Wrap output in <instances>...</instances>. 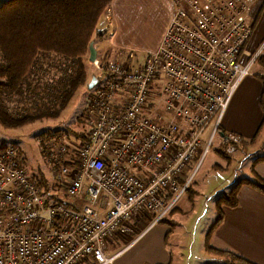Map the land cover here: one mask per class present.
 <instances>
[{"label":"built area","instance_id":"2783aa9c","mask_svg":"<svg viewBox=\"0 0 264 264\" xmlns=\"http://www.w3.org/2000/svg\"><path fill=\"white\" fill-rule=\"evenodd\" d=\"M172 1L153 54L141 62H92L100 75L87 96L83 141L69 156L66 145L47 149L61 155L52 173L56 190L46 193L28 174L15 145L0 148V264H113L188 187L190 164L208 151L233 93L262 56L264 38L243 56L258 0ZM138 225L143 229L130 235ZM116 239L125 245L108 255Z\"/></svg>","mask_w":264,"mask_h":264},{"label":"trees","instance_id":"16d2710c","mask_svg":"<svg viewBox=\"0 0 264 264\" xmlns=\"http://www.w3.org/2000/svg\"><path fill=\"white\" fill-rule=\"evenodd\" d=\"M112 0H0V125L7 129H16L41 119L58 116L75 91L86 83L84 61L90 42L98 33V23ZM51 55H57L59 64L50 65ZM260 56L259 59L264 60ZM88 60V59H87ZM263 62V61H262ZM50 67H53L51 74ZM59 72V77H58ZM50 76V81L42 77ZM262 82L261 106L264 116V75ZM23 97L36 101L25 110L12 112L5 98ZM25 101V100H23ZM264 127V117L253 137L255 139ZM217 132L227 137L219 124ZM84 137V136H83ZM223 137V138H224ZM253 139L251 142H253ZM243 139L240 141L243 144ZM237 148L235 143L223 141L214 148L217 154L229 162L227 146ZM47 151V150H46ZM61 162L60 157L58 158ZM264 162V154L252 160L251 177L247 176L234 182L229 190L223 191L218 198L217 216L211 225L210 233L223 220L224 208L238 206V191L249 186L264 194V179L254 174L257 163ZM38 180L49 192L47 178L39 173ZM186 190L189 192L190 188ZM188 194V193H187ZM173 207L166 218L158 224L165 225L168 231L165 241L176 227L177 222L170 219L175 212ZM205 236L204 250L208 254L219 256L221 260L206 264H256L247 258L229 250L209 244V235ZM92 264V262H90ZM168 264H171L169 262Z\"/></svg>","mask_w":264,"mask_h":264},{"label":"rangeland","instance_id":"374dc122","mask_svg":"<svg viewBox=\"0 0 264 264\" xmlns=\"http://www.w3.org/2000/svg\"><path fill=\"white\" fill-rule=\"evenodd\" d=\"M168 1L170 2L173 11V1ZM171 16L172 13L170 18ZM170 18L166 21L164 30H162L160 42L156 47L154 44L158 41V33L151 26L147 25L143 27L139 37L140 40L149 42L145 48L140 49V47L135 44L138 42L135 41L133 47H128L130 50H123L124 52L120 55L106 54L107 57L122 58L127 56L136 62L143 61L147 55L153 54V52L159 47ZM109 31L108 34L111 38L116 32V28L114 27V30ZM102 41L103 40H97V44L94 46L99 52H97V59H101L102 54H105L107 51L109 52L108 48L112 45L111 39L101 43ZM106 43L107 45L103 50V44ZM258 46L259 44L256 48H258ZM256 48L254 49L255 51ZM243 56L245 57V55ZM262 57H264V51ZM87 59L88 53L84 61L87 72L86 83L75 91L67 106L59 111L57 117L37 120L16 129H7L0 125V148L6 144L15 145L19 150L22 164L26 168L28 174L33 178H38L39 173H42L50 184L49 191L56 190L57 185H59V183L52 178V173L55 167L54 165L57 164L58 158L61 155L58 150H55V152L54 150H51V153L54 155V157H52L46 150L49 147H56L57 149L60 148L61 145H66L68 148L67 155L69 156V153H71L69 150L74 147L75 144L83 141V136H85L87 130L83 117L88 105L87 95L89 90L87 83L90 76H99L98 70L94 67L92 62ZM47 61H49L48 63H50V65H54L59 64L62 60H60L57 55H51ZM259 61L258 63L264 66V60H261V62ZM52 69L53 67H50L51 74L54 72ZM260 72L264 75V71ZM253 73L252 69L251 76L257 78L261 83L258 76ZM51 79L55 78H50V76L42 77V81H50ZM35 102H37V100L30 102L25 97H23L22 100L17 98H5V103L12 112H17L19 110L22 111L28 107H34L33 104ZM241 109L243 115L253 122L254 112L256 110L250 99L244 104H241ZM213 123L214 122L209 125L202 137L203 154L208 146V140L212 128L214 127ZM225 133L228 134L227 136L237 135L241 140L243 139L240 134L235 132ZM221 137H224L222 132H215L211 139V143L209 144L208 151L204 155L200 152L190 164L188 172L190 178L188 187L190 188V191L188 192L187 190H184L183 194L175 202L174 207L177 209H175V212L170 215V219L177 222L176 227L172 231V236L168 241L170 246L169 249L172 253V259L175 264H206V262L216 263L219 262V259L221 260L219 256L214 254L208 256L204 250L207 229L211 228V225L214 223L217 216L218 198L220 197L221 192L229 190L231 185L238 179L247 176L251 177L252 160L256 156L264 154V130L255 146L248 145L251 144L250 138L245 139L241 145H238L241 140L238 143H235L237 148H232L231 145H228L226 152L229 153V162L214 151V148L221 146L223 142ZM256 139L257 138L253 139V141L255 142ZM255 167L254 174L256 175ZM136 228L137 227L133 228V230H136ZM137 230H139V228H137ZM130 235H134L133 231ZM117 243L119 244V242ZM119 245L120 247L123 246L122 242ZM89 263L90 261L85 264Z\"/></svg>","mask_w":264,"mask_h":264},{"label":"crops","instance_id":"0c3cea01","mask_svg":"<svg viewBox=\"0 0 264 264\" xmlns=\"http://www.w3.org/2000/svg\"><path fill=\"white\" fill-rule=\"evenodd\" d=\"M171 13L172 9L168 0H112L100 18L98 33L94 35L93 44L96 46L97 40H103L101 42L103 43L111 39L112 45L109 44V52L102 54V58L108 54L120 55L124 52L123 50H130L128 47H133L135 41L138 42L135 44L143 49L149 42L142 41L139 37L143 27L149 25L158 33V41L154 44L156 47ZM249 20L252 26V35L243 50L245 58L253 53L264 38V0H258L252 6ZM114 27L116 32L112 35L113 38H110L108 31L114 30ZM106 45L107 43L103 44V50ZM96 50L98 52L97 48ZM258 61L259 59L252 69L253 74L259 78V74L263 75L260 71H264V66ZM98 74L100 75L99 72ZM98 77V75L90 76L87 83L89 92L95 86ZM261 95L262 82L260 83L254 76H246L233 93L220 122L223 131L240 134L243 140L247 138L252 140L264 117L260 101ZM249 99L256 110L253 122L243 115L241 109V104ZM263 130L264 127L257 135L256 141H250L249 146H255ZM255 172L264 179V162L256 165ZM66 200L69 201V199ZM143 227V225H138L139 230H134L133 234L140 232ZM167 231L168 228L165 225H154L132 246L122 251L113 264H168L169 262L175 264L168 242L172 233L168 237V241H165ZM207 233H210V228L207 229ZM123 241L116 239L108 243L106 253L110 255L117 249H121L125 245ZM117 242L119 244L122 242L124 245L120 247ZM209 244L234 252L256 264H264V194L249 186L241 187L238 191V206L224 208L223 220L210 233ZM205 253L208 256L211 255L206 251Z\"/></svg>","mask_w":264,"mask_h":264},{"label":"water","instance_id":"95a60500","mask_svg":"<svg viewBox=\"0 0 264 264\" xmlns=\"http://www.w3.org/2000/svg\"><path fill=\"white\" fill-rule=\"evenodd\" d=\"M97 58V51L94 47L93 42H90L88 47V61L94 62Z\"/></svg>","mask_w":264,"mask_h":264}]
</instances>
